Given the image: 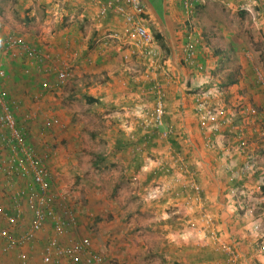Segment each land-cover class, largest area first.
Segmentation results:
<instances>
[{"label":"crops","instance_id":"1","mask_svg":"<svg viewBox=\"0 0 264 264\" xmlns=\"http://www.w3.org/2000/svg\"><path fill=\"white\" fill-rule=\"evenodd\" d=\"M106 1L0 0V7L5 11L0 39L4 34L25 38L28 47L50 56L42 63L23 54L11 55L7 61V75L1 86L9 97L21 102L22 114L33 117L27 126L34 132L37 127L47 131L49 127L46 130L41 127L43 117H55L60 126L57 131L64 133L70 128L69 118L84 109V121L87 123L89 119L101 126L104 149L97 154L104 157L101 163L107 159L123 169L113 181L110 194L119 191L125 202H130L128 185L123 183L141 176L137 189H133L139 202L121 210L125 215L122 221L100 220L99 230L89 236L79 222L85 221L87 225L90 218L86 221L77 215L76 235L89 236L93 249L105 255L106 264H230L209 233L187 225L188 220L194 219L200 225L198 217L204 210L213 219L217 232L214 233L234 245L238 264H264V129L259 133L263 138L256 139L259 130L243 125L251 102L264 109V94L254 93L242 69L237 71L230 61L219 59L216 50L211 53L204 34L196 45L194 64L185 65L179 60L181 44L201 33V29L185 28L188 20L180 0H137L143 23L158 36L151 48L161 56L169 74L168 78L161 77L164 79L163 121L173 130L169 143L182 159L184 174L181 176L201 188L204 203L201 211L184 208L181 201L186 200L188 189L177 185L174 192L165 191L162 186L171 178L154 168V160L163 152L162 143L155 142V135L143 143L141 153L134 151V146L144 140L133 120L141 109L151 107L152 80L160 79V72L153 70L147 57L126 42L124 36L120 40H104L109 32H120L122 25L113 9L103 8ZM110 1L128 8L125 0ZM155 3L159 4L160 12ZM62 68H66L68 76L65 82L58 83L55 70ZM232 70L234 73L229 74ZM224 71L227 72L222 78L220 72ZM42 82H48L50 90L38 98ZM198 92L207 95L210 107H223L232 121L228 128L218 127L211 132L210 147L204 145L194 111V97ZM28 131L31 134L30 129L26 134ZM243 137L248 138L245 151L239 148ZM58 149L52 152V168L56 172L63 161L71 159V153L64 154L63 158ZM254 151L258 153L252 154ZM4 155L5 151L0 149V156ZM58 172L59 185V177L64 174ZM2 185L0 177V199L4 194ZM113 207L109 204L110 213ZM71 209L75 212L73 206ZM117 209L120 211L118 206ZM255 225L259 228L257 235L253 233ZM5 226L0 221V228ZM53 235V226L47 225L22 247L6 254L0 250V264H21L20 257L24 258V264H39L43 247ZM57 264L75 263L60 260Z\"/></svg>","mask_w":264,"mask_h":264},{"label":"built area","instance_id":"2","mask_svg":"<svg viewBox=\"0 0 264 264\" xmlns=\"http://www.w3.org/2000/svg\"><path fill=\"white\" fill-rule=\"evenodd\" d=\"M258 1L180 0L186 18L194 15L195 6L202 7L211 2L231 12H241L243 16L251 20H254L258 14ZM125 3L127 9L115 1L107 0L103 3L104 9H113L122 21L121 31L109 32L105 35L104 40L106 42L108 40H120L121 36H124L126 42L139 49L140 53L147 57L149 66H152V69L159 68L161 65H159L158 53L151 48V32L137 14V0H125ZM200 40L201 37L193 35L181 44L179 60L183 64L189 66L194 64L195 48ZM1 46L6 51H16L18 55L23 54L37 63H42L50 57L35 48L28 47L21 37H6ZM13 55L15 56V53ZM160 69L168 78L167 75L169 74L165 68ZM67 76L66 68L55 70V79L58 83L65 82ZM4 77V71L0 68V149L5 151V155L0 156V177L3 180L2 192H4L0 199V221L6 225L0 228L2 248L5 251H13L22 247L29 243L36 233L41 232L47 225H52L54 235L43 247L39 264H57L60 260L75 264H106L105 255L93 249L89 236L76 235L78 218L71 209L72 206L67 192L57 183V172L53 170L54 167L52 168L54 165V161L52 162V158L54 160L53 153L39 142L36 141L37 143H35L33 137L32 142L29 131L26 134L27 129L31 128V126H27V123L33 120V117L27 113L22 114L20 112L22 109L21 102L9 97L8 93L2 88L1 81ZM262 87L264 89V82H262ZM151 88L154 95L151 107L135 116L133 120L143 133L142 140H144L141 144L134 146V151L141 153L144 149L143 143L150 136L155 135V141L162 143L163 152L159 159L154 160V168L160 174L169 175V178H171L162 188L171 192H174L177 185L183 189H188L186 200L181 201L182 206L190 211L200 210L204 205L200 196L201 188L194 181L190 182V180H185V177L181 176L184 174L182 159L169 143V137L172 135L173 130L171 126L166 125L163 121L164 94L157 84H154ZM49 90L50 84L48 82L40 83L38 98ZM207 100V95L204 92H198L194 97V111L198 117V126L204 145L210 147L211 132L218 127L228 128L232 125V121L226 116L227 113L223 107H210ZM252 110V108L248 109L250 112ZM245 115L247 116L248 113H245ZM256 115L263 116L264 109L255 112ZM41 122L43 129L50 126H59V120L55 117H43ZM129 138L133 139L132 135H129ZM181 180L182 184L180 185ZM175 195L178 196L179 193H175ZM195 220H188V227H195L202 233H209L219 244L220 250L227 255L226 260L228 263L238 264L237 250L234 245L222 241L217 236L210 214L204 212V210L202 211L198 217L200 225ZM25 226L26 229H22ZM20 228L24 231L19 232ZM258 229V226L255 225L253 233L257 235ZM19 259L21 264H24V258L20 257Z\"/></svg>","mask_w":264,"mask_h":264},{"label":"rangeland","instance_id":"3","mask_svg":"<svg viewBox=\"0 0 264 264\" xmlns=\"http://www.w3.org/2000/svg\"><path fill=\"white\" fill-rule=\"evenodd\" d=\"M154 5L157 9L159 8L158 3H155ZM204 6L205 7L202 6V9L195 14L196 18L194 22H196V30L201 29L199 37H201L202 34L206 36L204 41L210 48L211 53L214 50L218 52L219 59L223 58L226 63L230 61L232 66H234L233 69H236L237 71L242 69L243 75L244 77H247L249 85H251L250 87L254 89V93L263 96L264 0L258 1L259 11L254 20H251L242 14H236L234 11L231 12L226 10L216 3L208 2ZM4 12V9L0 7V24L4 23V20L2 21L4 16L2 14H5ZM14 13L13 10V14ZM16 14L17 13H15V15ZM4 35V37H1L0 42L6 37H11L10 34ZM23 39L25 41V38ZM14 53L15 57L21 56V54L18 55L16 51H6L0 44V68L4 70V75H7V70L5 69L7 67V61L13 57L11 55ZM226 72L227 71H224L223 73L220 72V76L225 78ZM233 73V70L229 72V74ZM77 105L79 107V104ZM251 106L252 107L249 108H252L253 110L252 112H246L248 115L245 116L246 118L244 117L243 125L247 126V128L253 127L255 130H259L256 139H262L263 137L259 133H261V129H264V117L258 115L255 116V112L260 111L261 106L255 105L254 101L251 102ZM141 110V112H144L147 109ZM141 112L135 115L138 116ZM83 113L84 109H79L78 115H73L72 118H69L68 124L70 125V128L64 133L60 131L58 132L57 130L60 129V126L58 127L56 125L49 127V129L51 128L53 130L52 132H50L49 129L47 131H41L38 127L36 132H34L30 128L32 131V135L30 134V136L33 137L35 143L39 142L52 152L59 148L58 151H61L63 158H65L64 154L71 153V159L63 161L61 167L62 171L61 169L59 172L57 171L60 174H64V176L60 175L59 177V185L67 192V195L72 202L71 205L75 208V214L81 216L79 219L85 218L87 221V218H90V221L92 220V224L89 223L90 221H87V225L84 223L85 221L82 222L80 220L79 222V225L81 223L83 227L81 229L85 230L90 236L92 231H96L97 228L99 230V225L97 224L100 223V220L102 221L105 219L108 221L113 218L114 222L117 220L122 221V217L125 215L121 210L130 205V203L139 202V197H134L133 189H137V182H140L141 176L140 179L131 177V182L126 181L123 183V185H128L130 191L128 198L131 199L130 202H125V199L122 198L119 191L110 194L113 181L119 176L123 169H120V166L117 163L110 162L107 159L104 160L103 163L97 164V166L92 165V161L96 160L95 155L101 152L103 153L104 144L101 134L102 131L99 123L92 124L89 119H87L86 123L84 121L85 115ZM254 134L256 133L254 132ZM65 137H68V139ZM69 139L74 140L75 144L72 145ZM242 139L243 145L238 147L241 148L242 151H245L247 149L245 146L248 145V138L243 137ZM250 140H252V138H250ZM157 144H159V142H157ZM68 145H70V147H68ZM228 151L230 153V148ZM257 153V151H254L252 154L255 155ZM56 178H58V176ZM62 184H64L63 187ZM123 185L120 184L119 186ZM91 200H94V202L92 203ZM109 204L114 206L110 209L112 211L111 213L107 209ZM117 206L120 211H118ZM91 213L93 215H90ZM114 222H112V224ZM77 230L79 229L77 228ZM0 250L2 251V254L11 252L5 251L3 248H0Z\"/></svg>","mask_w":264,"mask_h":264},{"label":"trees","instance_id":"4","mask_svg":"<svg viewBox=\"0 0 264 264\" xmlns=\"http://www.w3.org/2000/svg\"><path fill=\"white\" fill-rule=\"evenodd\" d=\"M138 4V3H137ZM182 6V5H181ZM183 8V7H182ZM138 9H140V7H139V5H138ZM200 9V7H197V6H195L194 7V15H190L188 18H186L188 21H186L185 22V28L186 29H190V30H194V31H196V22H194L195 21V18H196V13H197V11ZM184 10V9H183ZM137 14L139 15V17L142 19V21H143V17H142V15H141V12L138 10V12H137ZM236 14H241V12H237ZM193 21V23H191L192 21ZM187 31V30H186ZM151 35H152V44H153V42H155V41H157V38L156 37H158L155 33H151ZM149 57V56H148ZM160 58H161V56L158 54V61H159V65H161V66H159V68H157V69H153V70H159V72H160V79H154V80H152V87L154 86V84H157L158 86H159V88L162 90V92H163V94H164V91H163V81L162 80H164L163 78H165L164 76V74H163V72H162V70L160 69V68H164V64L162 63L163 61L162 60H160ZM162 61V62H161ZM151 68H152V66H151ZM162 73V74H161ZM161 77H163V78H161ZM151 90H152V88H151ZM163 104H164V96H163ZM164 110H165V107H164ZM18 119V118H17ZM138 128V127H137ZM96 157V160H94V161H92V165L94 166V165H96L97 166V164H100L102 161H103V159H104V157H100V155H97V156H95ZM264 181V180H263ZM263 186V185H262ZM117 187V186H116ZM263 188V187H262Z\"/></svg>","mask_w":264,"mask_h":264}]
</instances>
